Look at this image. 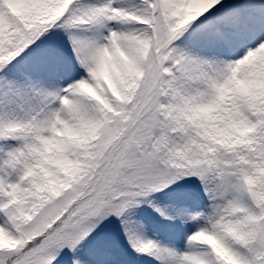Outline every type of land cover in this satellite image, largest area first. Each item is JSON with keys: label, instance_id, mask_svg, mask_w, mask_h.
I'll return each instance as SVG.
<instances>
[{"label": "snow or ice", "instance_id": "snow-or-ice-1", "mask_svg": "<svg viewBox=\"0 0 264 264\" xmlns=\"http://www.w3.org/2000/svg\"><path fill=\"white\" fill-rule=\"evenodd\" d=\"M0 264H264V0H0Z\"/></svg>", "mask_w": 264, "mask_h": 264}]
</instances>
